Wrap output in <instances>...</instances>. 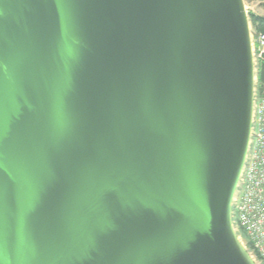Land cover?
<instances>
[{"label":"water","instance_id":"obj_1","mask_svg":"<svg viewBox=\"0 0 264 264\" xmlns=\"http://www.w3.org/2000/svg\"><path fill=\"white\" fill-rule=\"evenodd\" d=\"M249 23L244 0H0V264H255L231 221Z\"/></svg>","mask_w":264,"mask_h":264},{"label":"built area","instance_id":"obj_2","mask_svg":"<svg viewBox=\"0 0 264 264\" xmlns=\"http://www.w3.org/2000/svg\"><path fill=\"white\" fill-rule=\"evenodd\" d=\"M264 2V0H262ZM253 61H264V33L253 29ZM255 62V61H254ZM231 221L239 241L255 264H264V89L253 92L250 140L231 204Z\"/></svg>","mask_w":264,"mask_h":264},{"label":"rangeland","instance_id":"obj_3","mask_svg":"<svg viewBox=\"0 0 264 264\" xmlns=\"http://www.w3.org/2000/svg\"><path fill=\"white\" fill-rule=\"evenodd\" d=\"M244 4H245V10H246L248 16H249V12H253V13H256L258 15L264 16V2L262 0H253V1L244 0ZM249 19H250V16H249ZM249 26L251 29H253L251 21L249 23ZM254 61H255V62H253L254 71H255V73H254V77H255L254 78V88H255V90L258 89L260 91V89H262V88L264 89V83L261 84L259 81L260 64L258 66L257 65L258 62H256V60H254ZM236 235H237V233H236ZM238 235H237V237H238ZM240 243H241V240H240ZM242 246H243V244H242ZM246 250H247V252H249L248 249H246Z\"/></svg>","mask_w":264,"mask_h":264},{"label":"trees","instance_id":"obj_4","mask_svg":"<svg viewBox=\"0 0 264 264\" xmlns=\"http://www.w3.org/2000/svg\"><path fill=\"white\" fill-rule=\"evenodd\" d=\"M246 1H253V0H246ZM249 16L253 29L256 32L264 33V16L258 15L253 12H249ZM259 81L261 84L264 83V61L260 65Z\"/></svg>","mask_w":264,"mask_h":264},{"label":"bare ground","instance_id":"obj_5","mask_svg":"<svg viewBox=\"0 0 264 264\" xmlns=\"http://www.w3.org/2000/svg\"><path fill=\"white\" fill-rule=\"evenodd\" d=\"M250 31H251V28H250V26H249V35H250V41H251V34H250ZM251 52H252V48H251ZM253 56H252V65H253V83H254V73H255V71H254V64H253ZM253 89H254V85H253ZM239 240V239H238ZM241 245V244H240Z\"/></svg>","mask_w":264,"mask_h":264}]
</instances>
